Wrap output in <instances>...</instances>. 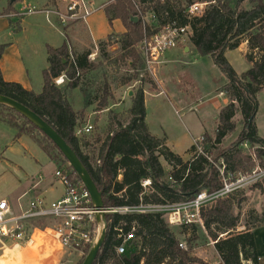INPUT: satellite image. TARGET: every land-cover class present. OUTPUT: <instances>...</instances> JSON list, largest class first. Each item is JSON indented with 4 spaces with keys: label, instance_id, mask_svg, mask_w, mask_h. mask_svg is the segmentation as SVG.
Listing matches in <instances>:
<instances>
[{
    "label": "trees",
    "instance_id": "16d2710c",
    "mask_svg": "<svg viewBox=\"0 0 264 264\" xmlns=\"http://www.w3.org/2000/svg\"><path fill=\"white\" fill-rule=\"evenodd\" d=\"M197 1L209 5L201 16L188 19L183 12ZM13 6L14 3H9L4 14H10ZM103 12L109 24L119 20L125 28V33L114 41L119 46L118 57L110 58L107 52L113 36L98 43L106 66L117 76L121 71L119 62H125L126 66L129 64L134 71L142 67L138 47L144 38L153 36L171 22L180 27L188 26L190 34L187 39L194 52L200 57H210L226 79L220 92L229 101L218 113L212 138L206 133L202 136L204 153L214 163L222 160L226 172L234 177L249 174L255 168L264 169V140L258 136L256 127L258 95L264 90L263 0H112L104 6ZM138 12L141 17L149 14L154 19L144 25ZM131 17H137L138 21L132 22ZM8 24L14 34L20 32V21L9 20ZM243 42L247 44L244 58L250 67L237 74L224 54L237 49ZM4 48L0 46V58ZM45 50L48 67L42 72L41 93L25 90L18 83L5 82L0 72V95L19 102L50 125L74 151L101 192L104 208L108 211L105 215L106 236L93 264H205L193 255L190 248H183L180 236L187 238L186 243L195 242L198 236L203 237L206 243L208 240L214 242L213 249L219 264H243V261L258 264L252 230L264 223V179L251 187L263 200L262 218L258 219L256 213L250 211L245 216L242 231L237 229L239 209L245 201L243 191H236L212 207L203 209V228L195 224L171 227L165 213L161 212L120 213L118 210L122 208L134 210L140 206L164 207L188 203L201 190L208 193L218 191L221 184L217 172L206 157L194 155V146L188 150L190 159L183 161L166 146L164 138L158 139L149 133L144 121L143 84L150 81L146 77L138 80V71L129 77L119 76L123 86L131 81L139 82V87L130 97L128 110L108 111V124L102 136L92 137V131L76 136L77 130H81L78 128L79 117L65 93L80 87L84 67L79 60H70L65 46L57 49L46 46ZM61 76L66 79L63 89L54 84V80ZM86 98V107L97 103L94 112L106 110L110 99L107 83L103 84L95 101ZM238 113L242 129L237 140L230 148L221 149L222 142L236 129L235 117ZM0 124L15 131L14 140L21 136L29 137L58 170L67 173L70 185L81 184L69 166L62 167L61 163L67 162L56 147L22 116L0 106ZM35 130L41 134V140L33 135ZM87 146L91 149L83 152L82 149ZM244 146L249 148L246 153L242 151ZM53 149L58 154L51 153ZM160 160L169 168L168 172L164 171ZM119 174L122 178L117 181ZM169 177L171 181H167ZM143 179L151 182L147 191L141 187ZM127 235L133 238L124 245V253L118 254L116 249ZM72 249L74 254L81 249L83 255L77 264H82L90 247L74 244Z\"/></svg>",
    "mask_w": 264,
    "mask_h": 264
},
{
    "label": "rangeland",
    "instance_id": "374dc122",
    "mask_svg": "<svg viewBox=\"0 0 264 264\" xmlns=\"http://www.w3.org/2000/svg\"><path fill=\"white\" fill-rule=\"evenodd\" d=\"M87 8L99 9L101 6H105L108 4L111 0H82ZM198 2V1H197ZM10 0H0V45L6 44L10 42L12 39L16 40V45H14L13 48L8 50L6 52V57L4 59L3 63V69L4 74L6 78L9 76L15 77L17 80L23 81L27 84V77H26V71L25 69L28 68L30 70V78L33 86L35 85V72L30 64V61L27 59L30 55H33L35 53L36 59H42V55H46V46L44 47V43H50V44H56L55 42V36L47 35L46 33V26H45V20L44 18H40L43 23V30L42 31H32V30H26L23 35H15L13 31H11L9 28L8 20L11 19L13 22H17L20 19V16H18L16 13H18L17 10H11L12 14H4V10L7 9L9 6ZM14 5L17 4V9L20 10L23 6H34L33 8L35 13H33L34 16H28L26 17L27 23L25 26L27 27L32 19L41 17L36 16L39 15L40 11L43 9L41 5V0H27L26 3H22L21 1L15 0ZM67 8V5L65 7V10ZM27 9V7L25 8ZM53 11V10H52ZM16 12V13H15ZM4 15L8 17H3ZM150 22V20L148 19ZM148 22V23H149ZM120 36H113L112 37V44L111 46L107 47V52L109 53L110 58L118 57L119 56V50H118V44H115L114 41H117ZM58 44V42H57ZM40 46V48H39ZM189 46L191 49V45L186 38L178 45V49L181 50L182 47ZM51 47V46H50ZM53 48V47H52ZM193 49H191L192 51ZM18 56H17V53ZM93 51H96L95 58L90 59L91 63L87 70L83 72L82 70V78L80 80V87L75 90H68L65 93V96L71 105L72 109L76 113V115L79 117L78 120V128L82 129L84 125L89 121V124L92 126V132L90 136L98 135V127L95 124V117L96 114H91V112L94 111L95 106L97 103H94L92 105V110L85 111L86 108V102L87 98L88 100L95 101L98 98V95H100L103 84L107 83L109 87V94L110 99H108V108L111 107L114 104L120 103L118 110L122 112L125 108L128 107L127 102V96L125 94V91L127 88L136 89L139 87V78L137 80V83L131 82L128 85L122 86L120 84L119 76L125 77L124 72L127 70V66L125 65V62H119V65L121 67V73L119 76L114 75L111 69H109L106 66V63L104 59L101 57L99 53V47L97 44V47L93 49ZM193 52V51H192ZM174 51H169L165 54V57H170L171 60L175 57ZM21 58L22 61L19 59ZM180 55L178 56V59H180ZM228 60L231 62L233 69L237 73H241L245 71V68H247V62L242 57V55L239 52H231L227 56ZM210 57H200L195 52L189 54L186 57V64H183L184 61L179 62L182 65L185 66H174L172 72L169 75V86L171 89L177 88L178 91L181 89L183 90V87L186 88V85H189L190 83L187 81V79H191L193 83H196V87L198 89V92L196 91L194 93V97L196 98L197 94L200 96L199 102H194L195 108L193 110V113L189 116V118L185 119V114L183 111H181L178 107H174V109L171 108L169 103L164 100L162 97H156L155 99H151L149 97H145L146 104L148 111H151L153 116L156 114L162 115V119L165 120V128L169 135L171 137H174L175 139L179 140L181 143V146L184 148H188L190 144V136H193L194 133L199 132V120L200 119H206L207 123L209 124V127L211 126L212 131L209 130L206 132V134L212 138L214 132H215V125L213 126L214 120L217 118V114L219 111V108L225 106L227 104V99L223 94L217 93L218 88L226 83V79L221 74L219 69L213 65L212 61L210 60ZM40 60L37 61V63ZM162 62H160L161 64ZM178 63V62H176ZM159 64V65H160ZM158 65V66H159ZM157 66V67H158ZM156 67V68H157ZM139 74L143 75V67H137V70ZM187 72V73H186ZM39 74V73H38ZM40 75V74H39ZM37 75L38 80L41 79V77ZM133 74H131L132 76ZM163 77H167L166 75L160 74L158 69H155V75L153 78H147L150 83L143 84V90L150 92H154L158 90V87L162 88L161 83H165L163 80ZM168 80V79H167ZM166 80V82H167ZM66 85V79H64V83L57 86L60 89L65 88ZM127 87V88H126ZM42 90V89H41ZM41 93V91H38L37 94ZM123 99V100H122ZM258 111L256 114V127L258 136L262 139H264V90L258 95ZM107 108V109H108ZM118 111V112H119ZM176 112V113H175ZM182 121V123L180 122ZM184 121V122H183ZM236 121V129L235 131L230 134L221 144V149H228L230 148L237 140L238 134L242 129L241 126V116L238 113L235 117ZM0 124V154L3 152V158H11V161L16 164L17 169H19V166L21 167L22 171H17V169H14L13 167H9L4 162L3 158L0 157V196L5 195L11 191H13L10 186L13 184V181L16 179L21 180V187H19L20 184H17V190L14 193V195L11 197L10 203L12 204L14 216L16 218L20 217L22 215V211L19 210L18 204L15 202V197L18 196L20 193H23L27 190V187L33 185L38 179V173L33 172L31 163L28 161L32 159V161H38L39 164H42L43 167L41 169V174L45 176L46 179H54L59 183V185L62 183L55 177V172L58 170L57 166H55L54 163L48 160L47 156L42 152V150L27 136H21L19 139H17L16 143L12 145V150L18 151L15 153V156L10 155V150L8 153H4L6 150L5 144L9 145L12 144L11 139L13 138V135H15V131L6 125L1 126ZM208 127V128H209ZM29 129V128H26ZM81 130L78 129L77 133H79ZM7 132H10L7 133ZM12 133V135H11ZM76 133V134H77ZM193 134V135H192ZM33 135L41 140L42 136L38 131H33ZM79 135V134H78ZM43 141V140H42ZM47 143H49L47 141ZM194 144V141H193ZM192 144V146H193ZM242 151L244 153L249 151V148L247 146L242 147ZM51 153L58 154V152L53 149L50 150ZM65 162H62V167L65 168V166H68ZM29 164V165H28ZM41 167V165H39ZM166 171L167 167L164 166ZM264 171V169L255 168L253 171ZM252 171V172H253ZM250 174V173H249ZM31 175V177H30ZM247 175V174H243ZM29 176L28 180H25L26 177ZM264 179V177L262 178ZM245 194V201L241 205V208L239 209V227L237 231H242L244 229L245 223H246V214L250 211H254L257 215L258 219H261V212H262V203L263 200L261 196L259 195L258 191L252 190L251 187L246 188L244 191ZM215 205V204H213ZM212 205V206H213ZM211 206V207H212ZM210 207H207V209ZM236 213H238L236 211ZM38 219V220H37ZM43 225H47L50 228H54L58 226L57 221L55 220H48L46 218H34L33 220L26 222V224L23 225V228H32L33 226L43 227ZM264 223L261 224L257 229L253 231V237L257 244V255L259 258L258 264H264ZM176 231V230H175ZM223 236V235H221ZM186 237L180 236L181 244L183 245V248L191 249L193 255L200 259L205 264H219V258L217 254L215 253L213 249L214 242L208 240L207 243L205 240H203V237L198 236L196 241L191 243H186ZM35 240V239H34ZM91 249V248H90ZM83 253L77 250L76 254L72 255V262L71 264H77L80 258L82 257ZM14 260V259H13ZM18 261H14V264H17ZM22 262L21 260L19 263ZM12 263V264H13ZM243 264H249L247 262L243 261Z\"/></svg>",
    "mask_w": 264,
    "mask_h": 264
},
{
    "label": "crops",
    "instance_id": "0c3cea01",
    "mask_svg": "<svg viewBox=\"0 0 264 264\" xmlns=\"http://www.w3.org/2000/svg\"><path fill=\"white\" fill-rule=\"evenodd\" d=\"M17 1H21L22 3H26L27 0H17ZM73 1H76V0H54L53 3H51L49 0H41V5H42L43 9L39 12L40 13L39 15H36V16H41V17H37V18L32 19V21L29 23L31 25H28L27 27L25 26V24L27 23L26 17L31 16V15L34 16V15H33V13H31V14L25 13L24 9L26 7L28 9L29 8L30 9L35 8V7L34 6H23L20 10H18L16 7L17 4H15L13 6V10H17L18 13H16V12L15 13L18 16H20V19H19V21H20V25H19L20 32L15 34V35H23L27 29L32 30L34 32L35 31H42L43 30V23H42L40 18L43 17L45 20V26H46L45 30H46L47 35L50 34L52 36H55V41H56L55 42L56 44H50V43L45 42L44 47H45V45H49V46L53 47L54 49H57L61 46H65L67 48L68 53L70 55H72L75 58V60H79V62H82L81 64L84 67L82 70L84 72L85 70L88 69L89 65L92 64L91 60L89 59V56H91V58H95L94 56H95L96 51H93L95 46L97 47V44L99 42L106 41L107 38L110 36H120V35L124 34L125 28L119 20H115L111 24L108 23L105 15H104V12H103L104 5L101 6L99 9H94V10H92L91 8L90 9L87 8V6L85 5L86 10L89 11V15L84 20L81 19V17H80L81 13H79L80 15L78 14L77 16L68 17L65 20L64 19L61 20L60 18H58L55 15L46 16L45 13L43 12L44 10L45 11H52L53 10V11L59 12L61 14H64L66 5H68L69 3L73 2ZM263 2H264V0H263ZM10 14H12V12ZM3 17H8V16L4 15ZM9 20H11V19H9ZM9 29L12 31L11 28H9ZM57 42H58V44H57ZM16 44H17L16 40L14 41L12 39L10 42L3 44V45H0V46H5L3 53L1 55V58H0V72H1L2 78L5 82L18 83L25 90L32 91L35 94H37L38 91H41L42 85H43L42 72H43V70H45L48 67L47 55H42V59L41 58L36 59L35 53L33 55H30L29 57H27V59L30 61V64L32 65L34 72H35V85L34 86L31 82V78L29 75L30 70L28 68L25 69L26 77H27V81H28L27 84L24 83L23 81L17 80L15 77L13 78L12 76H9L8 78H6V76L4 74V69H3V63H4V59L6 57V52L8 50H10L11 48H13L14 45H16ZM39 48H40V46H39ZM179 49L176 48L174 50H171V51H174L176 54L173 60H171L170 57H168V58L165 57V54H166L165 53L161 59L162 63L156 68L159 70L160 74L167 76V77L161 76V78H163V80L165 81V83H161L162 88L158 87V90H156L154 92H150L149 90H147V91L143 90L144 109H145L144 121H145V124H146V127H147L149 133L152 136H154L158 139L164 138L166 140V146L174 154L180 156L183 161H188L190 159V154H189L188 150L192 146L193 141H195L199 137L203 136V134H205L209 130L212 131L213 128H211V126L209 127V124L207 123L206 119H203V118L200 119L199 120L200 130H199V132L194 133V135L192 134L193 136H190V138H191L190 144H189V147L186 149V148L181 146V143L179 140H177L174 137H171L169 135V133L167 132V130L165 128L166 124H165V120L162 119V115L156 114L153 116L152 112L148 111L146 100H145V97L155 99L156 97L160 96L169 103V105L171 106L172 109H174V107H178L181 111H183V113L185 114V117H184L185 119L189 118V116L193 113V110L195 108L194 102H196V101L199 102V100H200V96H198V94H197L196 98L194 97V93L196 91L198 92V89L195 88L196 83L195 82L193 83V81L191 79H187V81L190 84L186 85L187 86L186 88L183 87V90L181 89L180 91H178L177 88L171 89V87L168 85L169 84V78H170L169 75L172 72L174 66H176V65L185 66L179 62L184 61L183 64H186V62H185L186 57L189 54L194 53V50H192L193 52L191 51L192 47L190 49L189 46L188 47L184 46L181 48V50H179ZM235 51L239 52L242 55V57L244 58V56L247 52L246 42L241 43V45L235 50L225 52L224 56L232 68H233V66H232L231 62L228 60L227 56L229 53L235 52ZM16 53H17V51H16ZM179 55L182 58L178 59ZM17 56H18V53H17ZM19 59L22 61L21 58H19ZM38 60H40V61L37 63ZM210 60L212 61V59H210ZM176 62H178V63H176ZM212 63H213V61H212ZM213 65H214V63H213ZM247 65L248 66H247V68H245V71L250 67L249 64H247ZM134 72H136V71H134V69L132 67H130V65L128 64L127 70L124 72V74H125L124 76L129 77ZM243 72H241V73H243ZM120 73H121V71H120ZM241 73H237V74H241ZM37 75H39L41 77V79L38 80ZM166 80H167V82H166ZM131 82L135 83V81H131ZM225 84L226 83H224L223 85H221L218 88L217 93L222 94L220 92V90H221V87L224 86ZM136 89H131V88L126 89L125 94L127 96L128 107L125 108L124 111L128 110V108L130 107V97L132 96L133 92ZM228 103H229V101L227 99V104ZM119 104L120 103L114 104L111 107H109L108 109L103 110L102 112H96L97 114L94 113V111L91 112V114H96L95 124L98 127V135L102 136L105 128L107 127L108 111L118 112L119 111L118 110ZM225 106H223V107H225ZM223 107H221V108H223ZM221 108H219V111ZM88 110H92V105L87 106L85 108V111H88ZM219 111H218V113H219ZM217 116H218V114H217ZM180 122L182 123L181 120H180ZM216 122H217V118L214 120L212 127H214V125L216 126ZM85 125H90L89 121ZM1 126H3V124ZM7 133L10 134V132H7ZM11 135H12V133H11ZM83 135H87V134H83ZM16 141L17 140H14V135H13V138L11 139L12 144H9V145L5 144L6 150L4 151V153L5 152L8 153V151L10 150V155L15 156V153H17L18 151L12 150V145L14 143H16ZM87 142H88V140H87ZM89 143L91 144L92 142H89ZM90 149H91V147L87 146L86 148L82 149V151L83 152L89 151ZM1 155H3V152L0 154V157L2 159L3 156H1ZM3 160L7 166L13 167L14 169H17L16 164L11 161V158H9V157L5 158L4 157ZM28 162L31 163L33 172L38 173V178H39L38 180L39 181H37L33 185L27 187L26 191H24L23 193H20L18 196L15 197V202H16V204L19 203L18 208H19V210L22 211V214L28 209L29 203L35 199H41L45 202L46 205H49L50 203L61 199L65 193L64 186L61 184L59 185V183L55 180V178L48 180L45 178V176H43L41 174V172L43 170V169H41L43 167L42 164H39L38 161H32V159L29 160ZM160 163H161L164 171L168 172L169 168L166 166L164 161L160 160ZM39 165H41V167ZM164 166L167 167L168 171H166ZM17 171H19V172L22 171L20 166H19V169H17L15 172H17ZM30 177H31V175H30ZM121 178H122L121 174H119L117 177V181H120ZM28 179H29V176L26 177L25 180H28ZM17 184H20L19 187H21V185H22L21 180L16 179V177H15L13 184L10 186V188L13 191H11L5 195L0 196V201L1 200L7 201L8 205L10 207V212H11L10 217H12V216L15 217L13 215L14 212H13V208H12V204L10 203V200H11V197L14 195V193L17 190ZM262 227H264V226H262ZM255 229H257V228H255ZM255 229L252 230V233ZM30 230L32 232L31 237L33 240L31 244H15V243L2 244V243H0V264H12L16 259H20V260L24 259L23 263H25V264H71L72 255L75 252L73 251V249H68L61 244L60 240L57 238V236L55 235L52 228L48 227L47 225L46 226L43 225V227L33 226ZM255 245L257 248L256 241H255ZM15 247H17V249H18L17 250L18 253L16 254L17 257L15 258V260H13L12 255L9 256L8 253H5V252L7 250H13ZM8 257H10V258H8Z\"/></svg>",
    "mask_w": 264,
    "mask_h": 264
},
{
    "label": "built area",
    "instance_id": "2783aa9c",
    "mask_svg": "<svg viewBox=\"0 0 264 264\" xmlns=\"http://www.w3.org/2000/svg\"><path fill=\"white\" fill-rule=\"evenodd\" d=\"M208 5L209 3L206 2H194L188 5L183 13L188 19L199 17ZM24 10L27 14L34 13L35 11L33 8ZM43 12L46 16L55 15L61 20L77 16L79 13H81V19L84 20L89 15V11L86 10L85 3L82 0L69 3L64 14L56 11L44 10ZM138 13L141 17L142 14L140 12ZM148 19L151 21L154 17L149 14L141 17L144 25L148 24ZM189 34L190 29L188 26L180 27L176 22H171L162 26L153 36L144 38L138 47L143 62V75L140 74V78H153L155 69L160 64L162 56L168 51L176 49ZM69 58L74 62L75 58L72 55L69 54ZM89 59L93 58L89 56ZM64 79L65 77L61 76L54 80V84L59 86L64 83ZM91 130V125H85L76 136L81 133L89 134ZM203 142L204 138L202 136L194 141V155L200 154L206 157L211 167L216 170L217 178L221 184L218 191L208 193L206 190H201L194 200L188 203L167 205L164 207L140 206L134 210L122 208L118 211L120 213H129L131 211L139 213L161 212L165 213L167 223L171 227L195 224L203 228L201 218L203 209L211 207L219 200L228 198L236 191L244 192L246 188L252 187L264 177V171L260 170L253 171L247 175L234 177L232 174L226 172V167L222 160L214 163L207 157V154L204 153ZM55 177L64 186L65 193L61 199L49 205H46L41 199H35L29 203L28 209L22 216L16 218L13 216L10 217L11 212L7 201H0V243L31 244L33 241L31 228L24 229L23 225L34 218L50 217L58 223V226L52 229L64 247L72 249L74 244H81L82 246H89L90 248L93 246L99 233V227L95 221V210L87 191L82 184L77 186L70 185L67 173L62 170H56ZM167 181H171V178L169 177ZM140 184L144 191H147L151 186L149 179L142 180ZM132 238V235H127L123 238V243L116 249L118 254L124 253V245Z\"/></svg>",
    "mask_w": 264,
    "mask_h": 264
},
{
    "label": "water",
    "instance_id": "95a60500",
    "mask_svg": "<svg viewBox=\"0 0 264 264\" xmlns=\"http://www.w3.org/2000/svg\"><path fill=\"white\" fill-rule=\"evenodd\" d=\"M14 1L15 0H10V3H13ZM130 20L136 23L138 21V18L131 17ZM0 106H4L13 110L24 119H26L31 125L36 127L38 131L42 133L56 147L58 152L63 156L68 166L76 174L82 186L87 191L91 204L95 210L94 217L99 227V233L95 243L85 256L82 264H93L104 243L106 236L105 215L108 213V211L104 208L101 192L98 191L89 173L87 172L86 168L83 166L77 155L74 153V151L42 118H40L38 115L33 113L31 110H29L19 102L3 95H0Z\"/></svg>",
    "mask_w": 264,
    "mask_h": 264
},
{
    "label": "bare ground",
    "instance_id": "6f19581e",
    "mask_svg": "<svg viewBox=\"0 0 264 264\" xmlns=\"http://www.w3.org/2000/svg\"><path fill=\"white\" fill-rule=\"evenodd\" d=\"M21 248V247H20ZM24 248V247H23ZM17 247H15L13 250H7L5 253H8L9 256L12 255V259L15 260V258L17 257L16 254L18 253L17 252ZM20 251V250H19ZM24 251V250H23ZM22 253V252H21ZM27 254V253H26ZM29 254V253H28ZM31 254V253H30ZM6 255V254H5ZM5 258V257H4ZM10 258V257H8ZM50 260V259H49ZM8 261V260H7ZM15 261H18L17 264H25L23 263L24 262V259H21L22 262L19 263L20 259H16ZM14 264V263H13Z\"/></svg>",
    "mask_w": 264,
    "mask_h": 264
}]
</instances>
